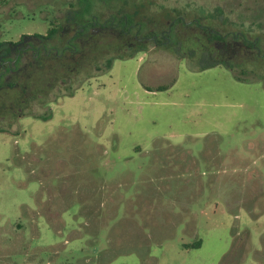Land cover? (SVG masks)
Masks as SVG:
<instances>
[{"label": "rangeland", "instance_id": "1", "mask_svg": "<svg viewBox=\"0 0 264 264\" xmlns=\"http://www.w3.org/2000/svg\"><path fill=\"white\" fill-rule=\"evenodd\" d=\"M126 16L169 43L88 33L0 89V264H264V0H6L0 42ZM203 30L257 48L201 70Z\"/></svg>", "mask_w": 264, "mask_h": 264}, {"label": "flooded vegetation", "instance_id": "2", "mask_svg": "<svg viewBox=\"0 0 264 264\" xmlns=\"http://www.w3.org/2000/svg\"><path fill=\"white\" fill-rule=\"evenodd\" d=\"M109 20L103 23L97 17L86 22L80 21L77 17H70L67 22L62 26L60 38H57V33L51 35L50 32L46 36H28L24 35L17 42H1L0 48V89L16 88L19 86L16 79H21L25 74H35L42 71H49L50 64L56 62H67L75 60L76 56L84 55V47L81 39L86 34L100 32V31H117L120 35L125 37H133V40L126 45L124 51L130 52L143 43L152 40L156 45L169 43V34L172 31L170 27L167 33L153 35L151 37H141L140 33L142 25H138L137 31L132 34V27L128 17H124L119 21L118 25L113 24L114 27L110 29ZM121 27V28H120ZM66 34H71L66 38ZM159 39L162 42L159 43ZM62 64V63H61ZM49 66V67H48ZM61 68L55 67L50 72L57 73ZM32 76V75H31ZM73 84L72 78L61 82L58 90L69 88ZM52 84H49L51 87ZM24 91V90H23Z\"/></svg>", "mask_w": 264, "mask_h": 264}, {"label": "trees", "instance_id": "3", "mask_svg": "<svg viewBox=\"0 0 264 264\" xmlns=\"http://www.w3.org/2000/svg\"><path fill=\"white\" fill-rule=\"evenodd\" d=\"M6 0H0V4L4 3ZM205 32V34L207 35V43H202V47L205 49H201L200 51V56L199 59L202 63H204L202 65V69L201 70H206L209 68H213L216 67L218 65H225L226 67L229 68L228 64L224 61H222L221 59H217L219 58V56H217L218 52H222L223 54H227L230 52H238L240 50H247V51H251L257 48V42H249L247 40L244 39L243 37H239V36H234L232 38H228L227 36H222L219 33L216 32H212L211 30H203ZM51 35L56 34L57 31V27H53L50 31ZM177 35H180V32H177ZM2 43L0 42V48H1ZM141 50L143 48H140ZM138 49V50H140ZM260 51V50H259ZM264 55L263 53L260 55V57ZM132 57V56H131ZM125 57H123L122 59H124ZM120 59V58H119ZM112 59H110L108 61L107 64V68L111 69L112 68ZM210 62V63H209ZM231 70H233V68H230ZM243 74H246L247 71L243 70L242 71ZM237 78L239 80H244L243 78L237 76ZM167 86H161L159 87L160 90H165L167 89ZM202 246V241L196 242L194 245L190 246V248H200ZM221 264H229L225 261V259L223 260V262Z\"/></svg>", "mask_w": 264, "mask_h": 264}]
</instances>
